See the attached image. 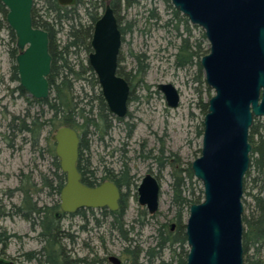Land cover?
Masks as SVG:
<instances>
[{"label": "water", "instance_id": "95a60500", "mask_svg": "<svg viewBox=\"0 0 264 264\" xmlns=\"http://www.w3.org/2000/svg\"><path fill=\"white\" fill-rule=\"evenodd\" d=\"M106 5L94 25L92 67L109 111L119 119L128 116L131 86L118 74L123 34L111 6ZM193 25L204 29L210 45L200 65L215 94L208 100L203 120L201 155L191 163L203 187V200L192 204L186 219L188 255L185 264H244V187L250 167V129L264 119V0H170ZM6 22L16 37L19 84L30 97L50 95L52 68L50 39L33 24L34 0H1ZM71 6L76 0H58ZM168 106L177 108L181 94L172 83L158 85ZM66 183L60 194L61 211L83 208L117 211L121 190L111 180L89 186L82 182L77 162L80 136L63 126L52 136ZM264 181V173H263ZM162 185L151 173L137 188L138 201L151 214L160 208ZM110 261L121 264L116 256ZM0 264H16L0 258Z\"/></svg>", "mask_w": 264, "mask_h": 264}, {"label": "rangeland", "instance_id": "374dc122", "mask_svg": "<svg viewBox=\"0 0 264 264\" xmlns=\"http://www.w3.org/2000/svg\"><path fill=\"white\" fill-rule=\"evenodd\" d=\"M170 5L173 6L167 0H121L119 14L127 30L121 48V65L124 70L135 74L138 66L135 55L146 54L145 62L149 66L143 81L136 75L132 76L134 93L125 121L115 122L111 134L103 142L93 140L88 154L92 167L98 170L99 175L102 174L103 165L118 171L121 164L127 162L131 168L135 183L129 190L124 189L127 205L125 227L134 226L128 235L144 251L156 244L158 224L173 218L171 163L177 159L178 165L187 169L201 155V132L207 113L202 104L215 94L206 83L203 69L199 72L196 65L185 69L175 67L174 58L181 42L179 33L186 36L187 28L186 23L174 17ZM188 26L192 30V41L202 39V34H205L202 27L193 25L189 20ZM62 36L59 34V37ZM12 45L8 29L0 24V199L9 210L13 205H22L24 191H27L34 201L38 200L40 206H51L58 201V197L49 193L43 184L42 175L51 178L54 170L52 157L46 150L49 147L46 137H52L53 134L50 128L44 131L41 146L45 150L41 154L32 145L30 135L25 140L24 134L19 131L21 119L25 118L28 111L33 114L38 108L29 107L25 98L14 90L19 82L12 79L9 55ZM202 45L205 51L210 50L207 38L203 39ZM161 83H172L179 90L181 98L177 108L168 106L164 94L158 90ZM126 122L133 126L131 136H128L129 127ZM255 123L262 124L264 119L256 118ZM263 129L260 128L262 132ZM161 151L163 156L160 155ZM159 155L165 165L169 162L161 171L158 158L152 157ZM147 172L159 175L162 185L160 208L155 217L144 213L146 208L138 201L135 185L140 183ZM256 176L257 173L252 169L243 197L246 200L245 214L249 213L252 203V197L247 192H255L256 189L252 188L255 187L253 178ZM193 182L197 192L203 189L195 177ZM86 216L76 214L60 217L63 229L73 236L64 240L69 254L88 259L98 256L101 263H108L110 255L119 256L125 261L123 251L128 242L117 231H111L107 224L96 226L95 216L102 220L98 211H95L94 216L86 211ZM187 216L188 213L185 214V222ZM140 219L145 221L144 225L140 224ZM0 228L14 235L4 252L0 246V258L12 260L16 264H35L34 260L27 258L26 253L41 249L39 229L32 228L29 221L16 214L0 219ZM184 249H189L187 244ZM254 251V248H250L248 255L251 256ZM258 255L264 262V245ZM172 257V252L165 249L163 260L176 264ZM161 260L154 259L150 263L142 253L140 262L162 264Z\"/></svg>", "mask_w": 264, "mask_h": 264}, {"label": "trees", "instance_id": "16d2710c", "mask_svg": "<svg viewBox=\"0 0 264 264\" xmlns=\"http://www.w3.org/2000/svg\"><path fill=\"white\" fill-rule=\"evenodd\" d=\"M170 2V0H167ZM111 6L118 18L120 29L124 35L127 33L125 26L122 25L120 17L121 0H111ZM172 12L175 18L180 22L186 23L187 34L183 37L179 33L181 42L178 46V52L175 54L174 65L177 68L185 69L197 66L198 71L202 72L200 65L201 58L209 52L203 48V39L191 40L192 30L188 26V18L182 16L172 5ZM105 2L103 0H76L71 6H63L58 0H34L32 11L33 24L37 28L44 29L49 34L50 53L52 55V68L48 77L50 84V95L44 99L30 97L27 91L17 85L16 91L21 97H24L29 107H36L38 110L31 114L27 112L25 118H22L19 124V131L24 134L23 139L31 137V143L40 150L41 154L44 148L41 146V140L44 131L50 128L54 135L57 129L63 126L74 128L80 136L79 158L77 162L81 173V180L89 186L99 185L104 180H111L117 184L121 190L120 208L117 211L104 209L105 213L113 214V230L121 236L124 234V215L126 213V193L124 189L129 190L134 184V175L127 162H123L118 171L103 165L102 174L99 175L97 169L92 167L89 153L93 140L103 142L109 136L114 128L115 122H124L125 119H119L108 109L106 101L102 95L98 79L88 62L89 53L92 51L91 41L94 31V25L103 14ZM7 9L0 0V24L9 31L10 39L13 43L9 50V55L13 61L12 79L19 82L18 67L15 58L18 54L16 48V37L14 32L8 27L6 22ZM179 29V26H176ZM59 34H63L59 37ZM138 62L136 73L126 71L121 65V54L119 56L118 74L125 77L131 85V97L134 93L132 76L144 80L149 64L145 62L146 54L135 55ZM79 85V88H78ZM202 108L207 112L208 102H203ZM129 115V114H128ZM129 127L128 136H131L133 126L126 122ZM12 126V124H10ZM264 123L254 122L250 129L249 140L252 144L251 161L249 170L245 176L244 194L247 189V180L251 177L252 169L257 173L253 178L256 189L255 192H247L252 197V203L249 206V213L243 214L244 234V264H264L258 259V252L264 244ZM264 130V129H263ZM203 134V132H201ZM52 135V136H53ZM47 136L48 149H46L53 160L54 170L51 178L42 175V181L49 193L56 195L58 201L49 206L47 204L40 206L38 200H33L27 191H24L22 205H13L12 209L7 210L0 199V219L16 214L29 221L32 228H38V238L42 247L38 251L26 254L29 260H37L40 264H78L79 259L68 255L65 239L73 237L66 233L62 227L60 217L66 213L61 211L60 194L66 183V174L61 170L60 160L56 155V143ZM201 151V150H200ZM172 164L171 175L173 177L172 187V207L173 218L177 222L175 232H170L167 222L163 224L166 231L159 228L160 235H157V242L153 247L147 250L142 248L128 250L131 258L129 264H141L142 253L147 260L152 263L154 259L161 258L162 264H169L163 260L165 249L173 250L172 261L176 264H185L188 250L184 249L187 244L185 214L188 213L192 204L200 203L203 200V189L196 191L194 187V174L191 164L187 169L178 165V160ZM169 162H166V165ZM165 165V166H166ZM40 191V190H39ZM246 200L243 198V204ZM85 211L79 210L74 214H82ZM59 216V217H58ZM14 235H9L0 228V246L2 252L8 248L9 241ZM250 248L255 252L248 255Z\"/></svg>", "mask_w": 264, "mask_h": 264}, {"label": "flooded vegetation", "instance_id": "af4514ba", "mask_svg": "<svg viewBox=\"0 0 264 264\" xmlns=\"http://www.w3.org/2000/svg\"><path fill=\"white\" fill-rule=\"evenodd\" d=\"M105 5H106V3H105ZM10 59H11V63H12V67H13V61H12V58H11V56H10ZM15 63H16V58H15ZM16 65H17V63H16ZM125 78V77H124ZM126 79V78H125ZM129 83V82H128ZM131 86V85H130ZM17 87V86H16ZM15 91H16V88L14 89ZM131 97V96H130ZM129 102H130V100H129ZM125 119V118H124ZM256 120V119H255ZM163 151H161V154L160 155H162L163 156ZM160 155L159 156H152V157H157L158 158V168H159V171H161L162 169H164L165 168V164H164V162H163V160L160 158ZM151 157V156H150ZM148 173H151L153 176H155L159 181H160V176L159 175H156V174H154V173H152V172H147L146 174H148ZM145 174V175H146ZM144 175V176H145ZM143 176V177H144ZM134 179H135V175H134ZM143 179V178H142ZM142 179H141V181H142ZM141 181H140V183H141ZM135 183V182H134ZM140 183H138V184H135L136 185V187L138 188V186L140 185ZM142 206H144V205H142ZM145 208H146V211L144 212L147 216L149 215V217H155V215L157 214V212L159 211H157L156 213H154V214H151L150 212H149V210H148V208H147V206H144ZM120 208V207H119ZM104 209H107V208H100V209H92V208H83V210L85 211L84 213H82L81 215L83 216V217H87L86 216V211L88 212H91V214H93V216L95 215V211H98L100 214H101V217H102V220L100 219V218H97L96 216H95V220H96V226L97 227H101L102 225H103V223H105V224H107L108 226H109V229L111 230V231H113V224H112V222L114 221V215L113 214H107V213H105L103 210ZM80 210H82V209H80ZM107 210H109V209H107ZM119 210V209H118ZM109 211H111V210H109ZM148 213V214H147ZM67 215H71V216H74V215H76V214H74V213H72V214H66L65 216H67ZM125 216H126V213H125V215H124V221H125ZM59 217V216H58ZM171 221H174V220H169V221H164V222H161L160 224H158V226H157V228H156V233H157V235L159 234L160 235V231H158L159 230V228L161 227L162 228V231H166L165 230V227L163 226V224H165L166 222H167V225H168V227H169V231L170 232H175V230H176V227H177V222L176 221H174V222H171ZM139 222H140V224H142V225H144L145 224V221L143 220V219H140L139 220ZM126 223V222H125ZM125 225L126 224H124V234H125V236H123L122 235V238H124V240H126L127 242H128V245L124 248V251H123V255L126 257L125 259V261L123 260V259H121L119 256H116V255H110L109 257H108V263H105V262H103V263H101V258H99L98 256H95L93 259H88L87 257H81V258H78L79 259V263L78 264H115L114 262H112V261H110V257L111 256H116V257H118L119 259H121V261H122V263L121 264H129V262H130V258H131V256L128 254V253H125V250H126V248L129 250H133V249H138V248H141L138 244H136V240L133 238V237H129V235L128 234H130V232L131 231H133V229H134V226L132 225L130 228H126L125 227ZM66 233H69V232H67L66 230H64ZM70 234V233H69ZM264 245V244H263ZM263 245H262V247H263ZM262 247L260 248V250H259V252H258V254H260V252L262 251ZM170 252H172V255H173V250H171V249H168ZM31 252H33V251H31ZM67 252H68V255H71V254H69L70 252L67 250ZM255 252V251H254ZM29 253V252H28ZM27 254V253H26ZM96 254V253H95ZM74 258H76V257H74ZM244 258H245V256H244ZM77 259V258H76ZM258 259L261 261V263H264L263 261H262V259L261 258H259V255H258ZM34 262H35V264H40L37 260H34ZM141 263V262H140ZM18 264V263H17ZM169 264H170V262H169Z\"/></svg>", "mask_w": 264, "mask_h": 264}]
</instances>
